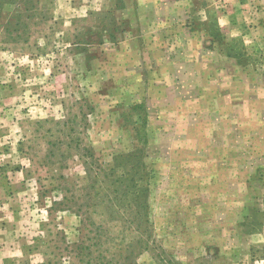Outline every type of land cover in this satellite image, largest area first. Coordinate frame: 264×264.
Segmentation results:
<instances>
[{
    "label": "rangeland",
    "instance_id": "374dc122",
    "mask_svg": "<svg viewBox=\"0 0 264 264\" xmlns=\"http://www.w3.org/2000/svg\"><path fill=\"white\" fill-rule=\"evenodd\" d=\"M103 263L264 264V0H0V264Z\"/></svg>",
    "mask_w": 264,
    "mask_h": 264
},
{
    "label": "trees",
    "instance_id": "16d2710c",
    "mask_svg": "<svg viewBox=\"0 0 264 264\" xmlns=\"http://www.w3.org/2000/svg\"><path fill=\"white\" fill-rule=\"evenodd\" d=\"M113 170V169H112ZM128 174V170L125 169V172L122 173L120 176H118V182L119 180L122 181L126 178V175ZM106 178L108 175H106ZM121 183V182H119ZM119 186V188L116 189L117 194L119 193L120 198L128 200L127 206L133 205L135 212L137 215H142V211L145 210V201L144 197L146 195L147 190L145 191L144 187H139L138 182L133 181V185L130 187L128 184H123ZM108 197V196H107ZM115 198V196H114ZM124 207L126 205H123ZM133 221V220H132ZM130 222V221H129ZM100 230V227H98ZM94 236V235H93ZM92 237H90L89 240H91ZM78 246V253L81 255L83 250H89V244L84 245L83 242H80L77 244ZM105 264V263H103ZM108 264V263H106Z\"/></svg>",
    "mask_w": 264,
    "mask_h": 264
}]
</instances>
